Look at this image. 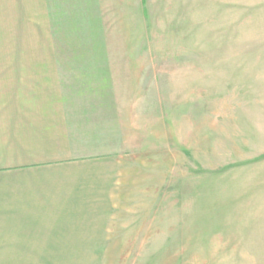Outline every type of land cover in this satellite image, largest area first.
Segmentation results:
<instances>
[{"label": "rangeland", "instance_id": "1", "mask_svg": "<svg viewBox=\"0 0 264 264\" xmlns=\"http://www.w3.org/2000/svg\"><path fill=\"white\" fill-rule=\"evenodd\" d=\"M140 10L137 47L29 49L117 75L120 111L105 97L93 110L115 167L93 239L60 242L77 254L0 264H264V0Z\"/></svg>", "mask_w": 264, "mask_h": 264}, {"label": "crops", "instance_id": "2", "mask_svg": "<svg viewBox=\"0 0 264 264\" xmlns=\"http://www.w3.org/2000/svg\"><path fill=\"white\" fill-rule=\"evenodd\" d=\"M140 24V0H0V64L38 65L0 71V256L77 254L60 242L93 239L115 167L93 110L120 111L117 75L29 49L137 47Z\"/></svg>", "mask_w": 264, "mask_h": 264}]
</instances>
